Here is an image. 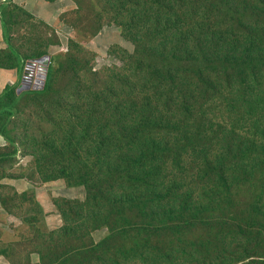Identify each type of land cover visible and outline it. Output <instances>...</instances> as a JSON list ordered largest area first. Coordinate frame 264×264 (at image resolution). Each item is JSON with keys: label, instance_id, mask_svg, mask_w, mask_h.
<instances>
[{"label": "trees", "instance_id": "16d2710c", "mask_svg": "<svg viewBox=\"0 0 264 264\" xmlns=\"http://www.w3.org/2000/svg\"><path fill=\"white\" fill-rule=\"evenodd\" d=\"M98 1L97 29L119 26L134 50L114 49L123 65L94 71L88 80L92 89L83 88L81 97H74L73 104L78 103L72 113L59 97L66 93L67 101L76 83L85 82L86 73L76 76V67L87 71L92 56L78 43H71L74 53L68 52L57 67L49 62L41 90L17 91L14 83L0 92V135L6 141L0 148V166L21 152L32 162L26 179L62 180L87 192L83 199L55 200L59 227L48 228L43 209L33 203L44 227L38 245L29 241L26 262L264 264V192L256 198L253 193L244 212L229 213L242 190L241 170L253 183L264 184V0ZM35 18L12 0L0 1L5 44L0 68L20 72L25 60L47 54L48 44L23 53L12 42V24L30 25ZM59 72H69V82L50 102L46 97ZM119 90L126 103L115 101L122 95ZM205 95L228 102L236 129L231 133L241 145L231 156L205 161L211 183L198 192L179 177L187 160L172 152L170 142L197 138L191 128L199 120L194 115ZM22 99L40 101V113L28 116V128L37 132L23 131L18 138L11 133ZM233 114L239 117L234 120ZM41 122H53L54 128L46 131ZM251 122L253 137L245 129ZM90 132L92 142L86 143L84 135ZM7 176L5 169L0 178ZM0 187L12 197L27 199L29 192L34 197L33 189L17 194L1 180ZM200 196L211 197L215 205ZM213 211L220 213L212 217ZM101 227H108V234L95 240L92 232ZM197 228L207 231L190 233ZM33 253L38 261H31Z\"/></svg>", "mask_w": 264, "mask_h": 264}, {"label": "rangeland", "instance_id": "374dc122", "mask_svg": "<svg viewBox=\"0 0 264 264\" xmlns=\"http://www.w3.org/2000/svg\"><path fill=\"white\" fill-rule=\"evenodd\" d=\"M12 1L23 6L36 17L35 21H32L30 25H25L24 22H16L10 27L12 42L23 53H30L38 44H48L47 54L39 58L48 57L49 62H54L56 67L58 63L60 64V62L64 61L68 52L74 53L75 47L71 46V43H75L76 45L78 43L92 53L90 68L87 71L83 67H76V76L82 78L85 77L86 73L85 82L76 83L78 86L73 87L67 101L65 99L66 95H64L66 93H63L59 97L64 99L66 103L65 109L69 110V113L74 111L73 106L78 103L73 104L74 97H81L80 93L83 88H91L88 80L94 71H102L105 67L123 65V61L120 58L121 53L113 52L116 47L123 48L130 53L134 50V45L126 39L119 26L106 24L101 30L97 29L95 22L97 21L98 14L101 13V5L98 0H76V3L74 0H55L54 3L46 0L47 4H45L46 1L44 0ZM65 6L67 7L65 8ZM77 6L79 7L78 9H76ZM22 17L24 16L19 13V18ZM70 40L72 42H69ZM4 45L1 40L0 50L5 48ZM24 68L25 62L20 72L15 69H4L12 70L17 75V79L14 82L7 84L18 83L20 86L19 91L25 89L41 90L45 77H43L42 85L40 86L41 80L38 81L39 77L34 75L35 73L31 76V68ZM67 73L69 72H59L53 81L51 92L46 97L50 102L56 101L59 91L69 82L66 77ZM119 91L122 93V90ZM208 98L209 95H205L199 99L200 110L196 111L197 113L194 115V118L199 120L191 128V134H198L197 138L187 143H179L176 140L170 142L172 152L177 151L181 157L187 160L184 173L179 175V177L185 183L198 187V192H204L205 190L202 186L208 187L211 183L207 169L205 168V161L231 156L233 152L238 151V146L241 145L240 141L233 139L234 134L231 133L232 129L235 131L236 129L230 119L228 102L223 101L221 97H215L212 100ZM115 101L126 103L123 93L115 98ZM229 102H232V99ZM59 106L61 105L59 104ZM84 106L86 105L84 104ZM19 108H21L20 113L13 117L17 128L11 133L18 138H20L23 131L29 134L37 132L35 128H28L27 124L29 123L28 116L30 114L32 118H36L39 115L40 101L22 99L19 101ZM233 117L235 120L239 117V114H233ZM88 119L86 117L85 120ZM41 125L46 131H51L54 128L53 122H41ZM26 129L28 130L26 131ZM237 129L240 130V126H237ZM245 129L253 137L255 123L251 122ZM91 133L84 135L86 143L92 142ZM158 137L162 138L161 135H158ZM260 142L261 139L258 138V143ZM2 144L0 147L6 145L4 139ZM202 151L205 153L203 154ZM196 163H198V169H193ZM31 164L30 156L18 152L14 160L3 162L0 166V175L5 169L10 174V176L0 178L3 185L13 188L17 194L29 189H33L34 193L33 199L30 192L27 199L18 195L12 197L8 189L0 187V250L5 251L4 253H0V264L5 262V260L11 264L16 263L14 261H22L21 264H30L28 261L26 262L27 259L24 257L30 247L29 241L31 240L33 244L38 245L42 240V229L44 227L39 221L40 216L36 211L32 210L34 202L44 205L41 206L40 204L45 213V224L48 228H53V226H49L48 224L54 225L55 218L53 215H48L45 212V208L55 203V200L59 197L83 199L87 195L84 187H67L62 180L42 183L30 178L26 179L24 176H28L31 173ZM240 183L242 190H238L234 197L236 207L229 212L235 216L240 211L244 212V209L252 202L253 193L256 198L257 193L264 192V184L253 183L245 170L240 171ZM200 197H202V201H208L209 204L216 203L211 197L208 199L203 196ZM219 213L218 211H213L210 215L215 217ZM222 217L219 219H222ZM108 231V227L96 229L92 232L93 238L95 240L102 239L108 234ZM206 231L207 229L197 228L190 233H205ZM258 239L260 240L261 237L258 236ZM32 256L34 259L37 258L35 253Z\"/></svg>", "mask_w": 264, "mask_h": 264}, {"label": "crops", "instance_id": "0c3cea01", "mask_svg": "<svg viewBox=\"0 0 264 264\" xmlns=\"http://www.w3.org/2000/svg\"><path fill=\"white\" fill-rule=\"evenodd\" d=\"M44 1H46V0H44ZM55 1V0H54ZM54 1L53 2H51V3H54ZM15 3V2H14ZM15 4H17V3H15ZM45 4H47V1H46V3ZM17 5H19V4H17ZM19 6H21V5H19ZM43 6H45V5H43ZM21 7H23V6H21ZM67 6H65V8H66ZM24 8V7H23ZM25 9V8H24ZM27 10V9H26ZM28 11V10H27ZM29 12V11H28ZM32 14V13H31ZM2 40V28H1V23H0V41ZM3 41V40H2ZM4 43V42H3ZM5 46V45H4ZM17 79V75L15 74V72L13 71L12 72V70H4V69H0V92L2 91V89L7 85V83H12V82H14L15 80ZM2 142H3V138L0 136V146H2L3 144H2ZM1 148V147H0ZM26 184V183H25ZM27 185V184H26ZM41 204V206L43 205L42 203H40ZM44 206V205H43ZM45 212H47L48 213V215H53L54 216V218H55V224L54 225H51V224H48L49 226H53V227H59L60 225H61V220H60V216H59V214H58V212H57V210H56V208H55V206L53 205V204H51V205H49L47 208H45ZM2 261H4V260H2ZM7 260H5V262H2V264H11L10 262H6ZM31 261H38V258H36V259H32ZM13 264H15V263H13ZM30 264H32V263H30Z\"/></svg>", "mask_w": 264, "mask_h": 264}, {"label": "built area", "instance_id": "2783aa9c", "mask_svg": "<svg viewBox=\"0 0 264 264\" xmlns=\"http://www.w3.org/2000/svg\"><path fill=\"white\" fill-rule=\"evenodd\" d=\"M43 63L40 59H33V60H28L25 62V68L24 69H27V68H31V76L34 74V75H37L39 77L38 81L41 80V84L40 86L42 85V80H43V77H44V73H43Z\"/></svg>", "mask_w": 264, "mask_h": 264}, {"label": "water", "instance_id": "95a60500", "mask_svg": "<svg viewBox=\"0 0 264 264\" xmlns=\"http://www.w3.org/2000/svg\"><path fill=\"white\" fill-rule=\"evenodd\" d=\"M40 60L44 64L43 73H44V77H45V73L47 72V65L49 64V59H48V57H45V58H42V59L40 58ZM19 88H20V86H18L17 91H19Z\"/></svg>", "mask_w": 264, "mask_h": 264}, {"label": "clouds", "instance_id": "9594fccd", "mask_svg": "<svg viewBox=\"0 0 264 264\" xmlns=\"http://www.w3.org/2000/svg\"><path fill=\"white\" fill-rule=\"evenodd\" d=\"M3 1H5V0H3ZM39 59H40V58H39ZM30 60H33V59H30ZM26 61H28V60H26ZM26 61H25V62H26Z\"/></svg>", "mask_w": 264, "mask_h": 264}]
</instances>
